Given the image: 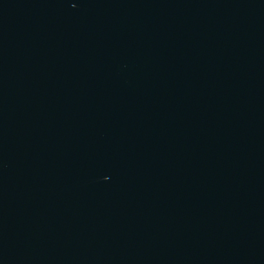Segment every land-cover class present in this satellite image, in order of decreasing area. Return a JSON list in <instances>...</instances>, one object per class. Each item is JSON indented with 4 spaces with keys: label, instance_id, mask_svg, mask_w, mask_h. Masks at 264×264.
Wrapping results in <instances>:
<instances>
[{
    "label": "water",
    "instance_id": "water-1",
    "mask_svg": "<svg viewBox=\"0 0 264 264\" xmlns=\"http://www.w3.org/2000/svg\"><path fill=\"white\" fill-rule=\"evenodd\" d=\"M0 264H264V0H0Z\"/></svg>",
    "mask_w": 264,
    "mask_h": 264
}]
</instances>
